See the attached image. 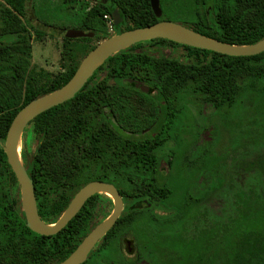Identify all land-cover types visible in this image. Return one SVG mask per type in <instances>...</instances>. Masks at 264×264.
<instances>
[{
  "label": "trees",
  "instance_id": "obj_1",
  "mask_svg": "<svg viewBox=\"0 0 264 264\" xmlns=\"http://www.w3.org/2000/svg\"><path fill=\"white\" fill-rule=\"evenodd\" d=\"M30 1L0 0V264H25L17 254L23 233L20 227L29 232L20 218L23 212L19 188L3 150L10 123L26 104L67 83L84 56L105 39L104 33L98 34L94 20L112 12L111 8L99 5L86 12L88 2L80 4L79 10L85 15H78L77 28L93 32L94 37L64 38L60 71L51 73L31 61L32 41L42 40L45 33L27 25L30 19L26 7ZM183 3L181 8L177 0H169L162 19L154 16L153 9L150 17L135 12L140 23L135 21L120 32L170 21L229 45H252L264 38V0H232L230 9L227 0ZM75 4L76 0H61L65 8L73 9ZM163 50L171 54H164ZM125 78L145 85L159 84L154 104L164 101L175 105L174 100L182 98L185 107L190 103L198 105L202 115L205 106L213 112H233L253 99L257 110L264 112L261 55L230 57L154 39L113 54L72 99L35 117L28 124L34 147L28 150L23 146L20 154L33 182L42 219H57L89 182L112 183L119 190L125 207L115 226L101 240L99 248L104 254L116 249L114 243L119 236L145 226L148 217L141 212L145 210L143 200H165L175 192V184L167 179L221 178L217 170L212 171L207 165L212 161L208 155L211 151L199 139L189 141L184 167L168 159L169 168L160 169V158L165 156L161 148L164 142L175 138H163L154 144L150 139L145 143L141 141L144 139L127 134L128 124L143 103L132 101L136 95L124 83ZM137 95L143 100L150 98L141 92ZM155 114L160 113L155 110ZM207 117L200 119L199 129L205 119V124L209 123ZM206 159L209 160L205 162ZM98 197L99 194L91 197L69 223L65 232L71 235L74 245L95 226L98 217L105 219L110 214L112 201L103 212ZM135 204L138 206L134 207ZM247 206L237 200L235 210L239 215L227 222V264H264V207L251 214L253 209ZM135 210L140 212L134 214ZM77 219L85 222L80 230L76 229L80 226Z\"/></svg>",
  "mask_w": 264,
  "mask_h": 264
},
{
  "label": "flooded vegetation",
  "instance_id": "obj_2",
  "mask_svg": "<svg viewBox=\"0 0 264 264\" xmlns=\"http://www.w3.org/2000/svg\"><path fill=\"white\" fill-rule=\"evenodd\" d=\"M77 1L80 4L88 2L89 6L86 12L93 9L95 5H99L101 8L106 7L112 9L111 15L106 14L102 16V19L97 17L94 20L98 34L104 33L105 39L124 32H120V30L127 26H132L135 21L139 22L138 19L136 20L135 12L139 16L144 14L150 17V11H152L153 7H157L160 9V15L157 16L153 11L154 16L162 19L166 15L169 4V0ZM231 3L232 0H227V9L231 8ZM177 4L182 8L181 5H184L183 0H177ZM80 15H85V13H81L80 11ZM104 17L109 18L112 22L111 32L108 30L104 31L105 26L107 27ZM70 18L72 19L71 22H73L72 26L59 28V34L62 35V39H80L66 37L67 32L70 30L83 31L77 28L79 25V21H77L78 15L72 14L71 16H67L68 20ZM83 32L93 33L88 31ZM162 53L167 55L171 54V52L166 50H163ZM258 55L264 57V51ZM125 80L124 83L128 87H131L132 92L136 95L132 101L140 104L143 103V107L138 106L136 115H134L128 124L130 132H127V134L134 138L144 139L141 141L145 143L146 139H150L154 144L160 143V140L163 138L174 137L175 141L170 139L164 142L161 148L162 152H160L165 153V156L160 158L159 167L163 170L168 169V159L175 160L179 167H184V159L190 151L189 141L195 139L200 140L201 135L205 132L204 128L202 131L199 129L200 119L204 116L198 113V105L190 103L185 107L182 98L174 100L175 105L167 104L164 101L154 104L153 102L156 100L154 96L157 94L156 87L159 84L145 85L133 78H125ZM139 92L149 95L150 98L147 100L141 99L137 95ZM155 110L160 114L156 115ZM27 127L28 125L24 128L23 133ZM142 149L145 150L146 148ZM196 164L199 166V162ZM204 164L206 163L204 162ZM211 164L212 161L207 163L209 167ZM24 169L26 170V168ZM211 170L214 171L215 169L211 168ZM26 172L29 176L27 170ZM181 174L184 175L183 172ZM166 181L175 184L176 188L173 189L175 192L170 194L165 200H150L149 202L148 200H143L142 206L145 207V210L141 212L145 213L148 219L142 229L136 227L137 232L132 233L130 229L127 234L119 236L116 243H114L116 249L106 254L100 251L99 248L102 238L89 252L86 260L82 264H103V261H107L106 264H227V220L216 223L205 222L204 220L205 213L209 211L208 208L211 207L216 192L222 185V178L182 177L167 179ZM17 185L20 194L18 182ZM112 185L115 187L114 184ZM117 191L119 192L118 189ZM98 198L101 200V209L103 212L106 211L111 203V199L104 194H99ZM135 206H138V204H135ZM36 207L39 219L45 225L50 226H53L65 211L54 221L47 222L41 217L43 212L39 209L37 201ZM124 207L123 201V210ZM134 212L136 214L140 211L135 210ZM78 213L61 230L51 235H43L30 230L26 225V218L23 213V218L21 216L20 218L29 232L25 231L23 227H20L23 233L20 235L17 254L20 256L22 262L25 264H59L72 254L81 241L104 220L98 217L95 220V226L88 231L85 237L79 240V243L74 245L71 235L66 234L65 231L69 223L74 220ZM256 213H259V210L254 211V214ZM77 222L80 224L79 227L77 226V230L82 228L81 224L84 227L85 222L82 219H77ZM190 230H193V232L189 235L188 232ZM72 245L74 246L72 247Z\"/></svg>",
  "mask_w": 264,
  "mask_h": 264
},
{
  "label": "rangeland",
  "instance_id": "obj_3",
  "mask_svg": "<svg viewBox=\"0 0 264 264\" xmlns=\"http://www.w3.org/2000/svg\"><path fill=\"white\" fill-rule=\"evenodd\" d=\"M79 4L77 1L70 9L62 6L61 0L30 1L26 7V16L30 19L27 25L45 33L42 40L32 41L33 65L51 73L60 71L63 37L59 28L72 26V19L68 20L67 16L79 15ZM213 111L208 106L202 108L201 116H209V123L205 124L206 119L203 121L201 127L205 132L200 137V142L212 152L208 150L210 167L222 178V185L204 215L205 222L210 223L228 222L237 217V200L245 203V207L247 203L253 209L251 214L258 207H264V112L257 110L253 99L246 100L245 105L233 112ZM23 146L28 150L34 147L30 127L21 136L20 153Z\"/></svg>",
  "mask_w": 264,
  "mask_h": 264
},
{
  "label": "water",
  "instance_id": "obj_4",
  "mask_svg": "<svg viewBox=\"0 0 264 264\" xmlns=\"http://www.w3.org/2000/svg\"><path fill=\"white\" fill-rule=\"evenodd\" d=\"M95 1V0H92ZM156 1V0H153ZM154 3V2H153ZM157 16L160 9L153 7ZM68 38L93 37V33L70 30ZM165 39L192 48L207 50L230 57L256 56L264 51V38L252 45L235 46L222 43L197 34L180 24L161 21L145 27L124 31L99 42L80 61L72 77L61 88L37 98L22 107L12 119L3 146L7 162L19 184L21 208L27 227L39 234L51 235L61 230L83 207L85 202L96 194L108 196L113 209L97 227H95L65 260L59 264H82L94 246L112 229L123 210V201L117 189L101 181H93L82 187L72 198L58 221L45 225L37 214L33 184L22 165L20 139L24 128L38 115L72 99L86 84L88 79L106 59L137 43Z\"/></svg>",
  "mask_w": 264,
  "mask_h": 264
},
{
  "label": "built area",
  "instance_id": "obj_5",
  "mask_svg": "<svg viewBox=\"0 0 264 264\" xmlns=\"http://www.w3.org/2000/svg\"><path fill=\"white\" fill-rule=\"evenodd\" d=\"M104 18H105V20H106L107 30H108L109 32H111V31H112V22H111V20H110L109 18H107V17H104Z\"/></svg>",
  "mask_w": 264,
  "mask_h": 264
}]
</instances>
